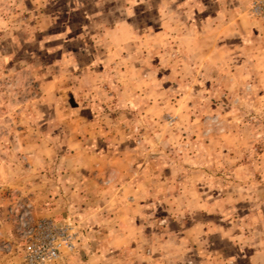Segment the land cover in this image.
<instances>
[{
	"label": "rangeland",
	"instance_id": "rangeland-1",
	"mask_svg": "<svg viewBox=\"0 0 264 264\" xmlns=\"http://www.w3.org/2000/svg\"><path fill=\"white\" fill-rule=\"evenodd\" d=\"M250 0H0V264H264V15Z\"/></svg>",
	"mask_w": 264,
	"mask_h": 264
},
{
	"label": "built area",
	"instance_id": "built-area-1",
	"mask_svg": "<svg viewBox=\"0 0 264 264\" xmlns=\"http://www.w3.org/2000/svg\"><path fill=\"white\" fill-rule=\"evenodd\" d=\"M247 11L252 16L264 15V0H250ZM19 234L18 264H54L72 250L76 240L70 224L46 218L23 222Z\"/></svg>",
	"mask_w": 264,
	"mask_h": 264
}]
</instances>
